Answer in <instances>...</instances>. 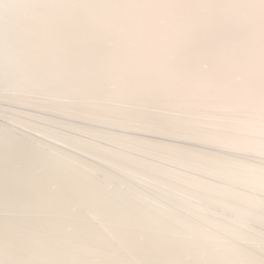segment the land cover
<instances>
[{"label":"snow or ice","instance_id":"snow-or-ice-1","mask_svg":"<svg viewBox=\"0 0 264 264\" xmlns=\"http://www.w3.org/2000/svg\"><path fill=\"white\" fill-rule=\"evenodd\" d=\"M0 264H264V0H0Z\"/></svg>","mask_w":264,"mask_h":264}]
</instances>
